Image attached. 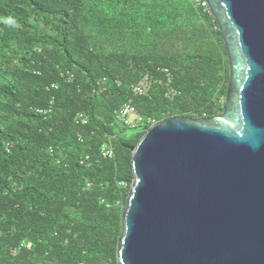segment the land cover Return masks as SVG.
I'll return each mask as SVG.
<instances>
[{
    "label": "trees",
    "instance_id": "16d2710c",
    "mask_svg": "<svg viewBox=\"0 0 264 264\" xmlns=\"http://www.w3.org/2000/svg\"><path fill=\"white\" fill-rule=\"evenodd\" d=\"M145 75L149 95H133ZM228 77L197 0H0V264H117L125 146L147 120L220 115ZM128 102L134 128L116 117Z\"/></svg>",
    "mask_w": 264,
    "mask_h": 264
},
{
    "label": "water",
    "instance_id": "95a60500",
    "mask_svg": "<svg viewBox=\"0 0 264 264\" xmlns=\"http://www.w3.org/2000/svg\"><path fill=\"white\" fill-rule=\"evenodd\" d=\"M203 1L228 59L223 111L125 146L117 264H264V0Z\"/></svg>",
    "mask_w": 264,
    "mask_h": 264
},
{
    "label": "built area",
    "instance_id": "2783aa9c",
    "mask_svg": "<svg viewBox=\"0 0 264 264\" xmlns=\"http://www.w3.org/2000/svg\"><path fill=\"white\" fill-rule=\"evenodd\" d=\"M200 2V5L207 9L206 3L203 0H197ZM208 10V9H207ZM161 72L165 74V93L164 97L167 100L174 99L178 92L170 85L171 84V74L167 69H162ZM152 81L149 76L145 75L136 85L132 87V93L135 96H148L150 89H151ZM116 117L118 121L122 122L125 126L129 128H134L136 125H140L143 123L141 117L136 115V110L131 102L123 104V106L118 110L116 113ZM132 117V120L130 118ZM147 124L154 125L152 120H147ZM75 123H80L82 125L87 124V118L81 114H79L76 119ZM100 155L103 158L111 159L113 157V150L110 146L104 144L100 147Z\"/></svg>",
    "mask_w": 264,
    "mask_h": 264
},
{
    "label": "rangeland",
    "instance_id": "374dc122",
    "mask_svg": "<svg viewBox=\"0 0 264 264\" xmlns=\"http://www.w3.org/2000/svg\"><path fill=\"white\" fill-rule=\"evenodd\" d=\"M130 120H132V117L130 118ZM129 136V135H128Z\"/></svg>",
    "mask_w": 264,
    "mask_h": 264
}]
</instances>
